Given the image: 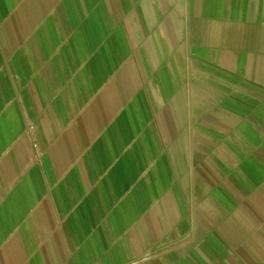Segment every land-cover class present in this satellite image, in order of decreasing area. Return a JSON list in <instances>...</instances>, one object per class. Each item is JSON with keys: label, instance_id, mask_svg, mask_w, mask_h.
<instances>
[{"label": "crops", "instance_id": "0c3cea01", "mask_svg": "<svg viewBox=\"0 0 264 264\" xmlns=\"http://www.w3.org/2000/svg\"><path fill=\"white\" fill-rule=\"evenodd\" d=\"M0 264H264V0H0Z\"/></svg>", "mask_w": 264, "mask_h": 264}]
</instances>
